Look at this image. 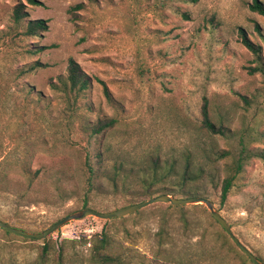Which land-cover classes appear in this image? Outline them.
<instances>
[{
  "label": "rangeland",
  "instance_id": "1",
  "mask_svg": "<svg viewBox=\"0 0 264 264\" xmlns=\"http://www.w3.org/2000/svg\"><path fill=\"white\" fill-rule=\"evenodd\" d=\"M36 1L0 0V220L40 232L84 200L106 212L166 187L175 197L211 200L264 262V159L253 157L221 202V181L234 164L216 153L233 149L236 139L211 135L200 123L206 96L216 125L243 131L250 149H264V75L250 72L257 62L240 36L260 47L264 68V17L250 9L252 0ZM17 3L26 13L19 22ZM29 19L47 28L28 36ZM69 58L90 79L75 97L63 84ZM34 61L43 66L29 70ZM107 118L114 125L90 136ZM86 158L96 170L91 187ZM154 159L174 169L153 179L152 196L138 195L137 180L122 186L118 179L113 189L102 176L120 163L150 173ZM188 160L192 173L202 172L180 186ZM183 206L155 202L116 218L85 216L43 239L0 228V264H105L92 249L101 232L109 237L105 252L120 264H252L205 205Z\"/></svg>",
  "mask_w": 264,
  "mask_h": 264
},
{
  "label": "trees",
  "instance_id": "2",
  "mask_svg": "<svg viewBox=\"0 0 264 264\" xmlns=\"http://www.w3.org/2000/svg\"><path fill=\"white\" fill-rule=\"evenodd\" d=\"M30 4H37L38 1L36 0H27ZM79 5H77L78 7ZM250 9L252 11L257 12L258 14L262 15L264 17V2L260 0H252L251 4L249 5ZM26 15L25 11H23V4L17 3L13 8V20L15 22H19L24 16ZM47 28L46 21L43 19H29L26 21V26L24 30V34L28 36H36L40 34V32L44 31ZM240 36L242 38L243 44L248 47L252 53L255 56V60L257 62L255 67L250 68V72H256L259 71L262 75H264V68L261 58V49L258 45H255L252 43L245 34L240 33ZM43 66V64L39 61H34L30 67H28L29 70L38 68ZM90 79L86 75V73L81 69L79 64L72 58H69L68 65H67V74L66 77L63 79V84L65 86V90L70 95H73L74 97L79 95L81 92H83L85 89L89 86ZM105 95L108 96V92L106 88L104 89ZM242 101L248 105L251 106V99L247 98L244 95H239ZM200 123L201 126L211 135L224 137V138H234L236 139V144L234 148H230L227 151H218L217 157L223 158L225 156H231L233 159V169L232 173L229 176H226L220 184V201H224L227 197V195L230 192V189L233 185V180L235 176L240 173L244 166L253 158H261L264 159V149L263 150H253L248 147V142L246 140L247 136L243 131L238 132L236 134H233L232 131L228 130L227 128L223 127L222 125H216L214 123L209 115L208 111V100L206 96H203L202 98V104L200 106ZM115 123L114 118H107V119H99L95 124H93L89 128V135L94 136L97 134H100L103 130L113 126ZM264 137V131L261 133ZM101 155V152H97L95 154V157H98L101 161V158L99 157ZM85 164L87 166V184L89 187L94 185L95 179H96V170L93 167L92 163L88 158L85 159ZM174 169V163L172 162L169 164L167 161H163V164H160L156 159L152 161V167L150 173H146L143 168L135 170V168L131 167L126 169L124 165L117 164L113 165L111 173H108V170H105L102 172V176L108 178L111 181V185L113 189L118 188L117 180L119 179L121 181V185H125L126 181L129 178H132L134 180L139 181V188L138 195L140 196H152L154 195L157 190L154 189V180L155 177L164 176L167 174V172L173 171ZM202 172L201 169H199L198 172L192 173L190 170V164L189 160L182 166L180 174H177V177L181 179L179 182V185L184 186L186 184V181H192L199 177V174ZM38 174V170L34 172V176L36 177ZM31 178L30 182L32 181ZM183 190V189H182ZM158 193H166L173 195L172 192L164 187L161 190H158ZM180 195H188L191 194L190 192L186 191H179L177 192ZM87 201H83V208L86 207ZM170 206V205H169ZM175 208L182 209L184 208L183 205L174 206ZM212 216V215H211ZM213 217V216H212ZM214 219V218H213ZM216 221V220H215ZM217 222V221H216ZM218 223V222H217ZM223 229V228H222ZM224 230V229H223ZM225 232V231H224ZM226 233V232H225ZM227 234V233H226ZM230 238V237H229ZM109 244V237L105 232H101L99 235V238L97 242H95L92 246L93 249V255L97 260H99L102 263L105 264H120V259L110 255L109 253H106L105 250L107 249ZM45 249V247H43ZM242 252V251H241ZM243 253V252H242ZM244 254V253H243ZM245 255V254H244ZM250 261V260H249ZM251 262V261H250ZM252 263V262H251ZM254 264V263H252Z\"/></svg>",
  "mask_w": 264,
  "mask_h": 264
},
{
  "label": "water",
  "instance_id": "3",
  "mask_svg": "<svg viewBox=\"0 0 264 264\" xmlns=\"http://www.w3.org/2000/svg\"><path fill=\"white\" fill-rule=\"evenodd\" d=\"M155 202H165L169 203L173 206L178 205H185V204H203L208 209L210 214L213 216V218L218 222V224L224 229V231L227 233V235L231 238V240L237 245V247L245 254V256L254 264H264V262L254 255L245 245H243L239 239L233 234L229 224L225 220V218L214 208V204L211 200L205 198V197H199V196H189V197H175L170 194L161 193L158 195H155L149 199H145L143 201L133 203L130 205H126L124 207L114 209L111 211H98L92 208H81L77 211L71 212L67 214L66 216L56 220L53 222L49 227L46 229L40 231V232H29L23 229H20L18 227L12 226L2 220H0V228L21 236L23 238L27 239H43L47 235L51 234L64 224L68 223L71 220L80 219L85 216H95L100 219H111L116 217H121L128 215L129 213H132L146 205H149L151 203Z\"/></svg>",
  "mask_w": 264,
  "mask_h": 264
}]
</instances>
